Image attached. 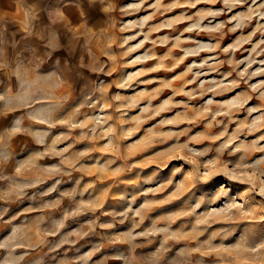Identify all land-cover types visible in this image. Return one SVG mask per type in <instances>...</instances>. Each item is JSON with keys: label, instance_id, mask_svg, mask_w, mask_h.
<instances>
[{"label": "rangeland", "instance_id": "374dc122", "mask_svg": "<svg viewBox=\"0 0 264 264\" xmlns=\"http://www.w3.org/2000/svg\"><path fill=\"white\" fill-rule=\"evenodd\" d=\"M0 264H264V0H0Z\"/></svg>", "mask_w": 264, "mask_h": 264}]
</instances>
